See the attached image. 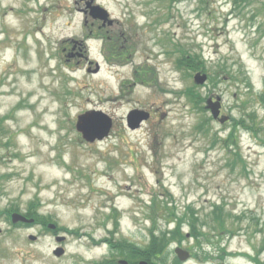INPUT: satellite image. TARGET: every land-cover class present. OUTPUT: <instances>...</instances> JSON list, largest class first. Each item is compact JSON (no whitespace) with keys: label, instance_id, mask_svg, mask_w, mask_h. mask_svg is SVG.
Listing matches in <instances>:
<instances>
[{"label":"rangeland","instance_id":"obj_1","mask_svg":"<svg viewBox=\"0 0 264 264\" xmlns=\"http://www.w3.org/2000/svg\"><path fill=\"white\" fill-rule=\"evenodd\" d=\"M238 1L96 0L115 20L100 30L85 0H0V264H138L151 245L152 264H253L264 0ZM178 43L204 67L177 65Z\"/></svg>","mask_w":264,"mask_h":264},{"label":"water","instance_id":"obj_2","mask_svg":"<svg viewBox=\"0 0 264 264\" xmlns=\"http://www.w3.org/2000/svg\"><path fill=\"white\" fill-rule=\"evenodd\" d=\"M93 2H94V0H90V1L87 2V8H90V10H91L90 14L92 16H94L95 18H100V19H103L104 21H108L109 22L108 24H112L113 20L111 21V19H109L108 11L105 8H103L102 6H100V5H93L92 4ZM206 78H207L206 75L198 73L195 76V80H196L195 82L203 83L206 80ZM208 107L212 109L211 112H213L214 117L217 118L218 114H219L218 111L220 109V103L218 101L215 102V103H213V102L210 103V101H209ZM135 113H136V111L132 112L129 115V126L131 128H135L136 126H138L139 122H141V120L143 118H147V115L142 114V117L139 120H137V119L134 118V116H132ZM140 113H143V112H140ZM83 117L84 116H81L80 119H82ZM222 121H225V118L221 119V122ZM77 129H79V128H77ZM96 130H98V129L95 128V127H90L89 129H85L83 131H84V133L86 135H93V134L96 133ZM107 131H108V127L105 128V132L104 133H107ZM89 139H92V138H89ZM12 215H13V221L14 222H17V221H28V222H31V221H33V220H28L26 217H24V216H22L20 214H12ZM59 239L61 240V238H59ZM176 252H177V254H178V256H179V258L181 260H185V259L187 260L188 257L190 256L188 251L183 250L182 248H179V247L176 248ZM61 253H63V249H59V251L56 252V254H58V255H61ZM140 264H148V262L142 261Z\"/></svg>","mask_w":264,"mask_h":264},{"label":"trees","instance_id":"obj_3","mask_svg":"<svg viewBox=\"0 0 264 264\" xmlns=\"http://www.w3.org/2000/svg\"><path fill=\"white\" fill-rule=\"evenodd\" d=\"M187 50L188 49L185 50L184 47H181L180 43H178V49H177V47H175V50L173 52L174 53L176 52V53L180 54V57L176 61L177 64L180 67L185 68L186 70L187 69L194 70V69H196L198 67H200V68L204 67V62L200 61L199 54L193 53V55H191L190 52L187 51ZM183 93H185L186 97L189 98L191 103H198V92H197V90L195 88L190 87L188 90L186 89L185 92H183ZM170 216H171V214H170ZM172 221H174V219H172ZM263 238H264V236H263ZM260 244H261V248L264 249V240ZM143 251H144V255L148 256V257H145V260L152 259L149 256L153 255L156 251L161 253V251L159 249H157V247H155L153 245L145 247ZM253 259L256 262V264H264V262L261 263L259 261L258 257H254Z\"/></svg>","mask_w":264,"mask_h":264},{"label":"flooded vegetation","instance_id":"obj_4","mask_svg":"<svg viewBox=\"0 0 264 264\" xmlns=\"http://www.w3.org/2000/svg\"><path fill=\"white\" fill-rule=\"evenodd\" d=\"M116 264V260H114V259H112V261L111 262H109V263H107V264Z\"/></svg>","mask_w":264,"mask_h":264},{"label":"bare ground","instance_id":"obj_5","mask_svg":"<svg viewBox=\"0 0 264 264\" xmlns=\"http://www.w3.org/2000/svg\"><path fill=\"white\" fill-rule=\"evenodd\" d=\"M101 175H103V173H101Z\"/></svg>","mask_w":264,"mask_h":264}]
</instances>
